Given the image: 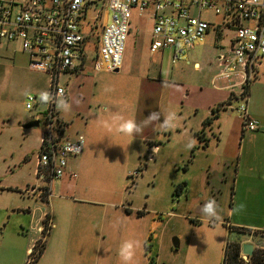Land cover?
Returning <instances> with one entry per match:
<instances>
[{"label": "rangeland", "instance_id": "1", "mask_svg": "<svg viewBox=\"0 0 264 264\" xmlns=\"http://www.w3.org/2000/svg\"><path fill=\"white\" fill-rule=\"evenodd\" d=\"M94 1L96 5L88 9L84 20L91 27L99 14L110 21V14L103 12V0ZM170 11L166 13L170 14ZM194 14L198 15V11ZM200 16L213 24L211 30L204 42L197 43L175 63L168 53L150 56L144 50L152 32V16L150 11L140 15L133 10L122 69L97 72L93 61L89 60L81 72L66 73L60 78V85L66 86L69 92L68 104L71 107L69 111L63 110L69 122L68 132L70 135L75 132L82 134L85 143H90V168L84 176L87 182L83 188L87 190L84 197L99 202L93 203L94 207L84 203L80 211L83 218L87 217L84 226L89 227L92 223L96 228V250L92 254L95 260L91 264H121L119 248L129 240L140 243L133 264H151V260L153 264H224L226 247V255L232 256V251L240 248V256L245 257L242 253L244 244L255 247L253 256L247 258L251 262L245 261L244 264H256L264 253V232L250 238L248 233L234 230L226 224L229 219L224 220L222 216L229 197L228 187L223 184L225 176L213 170L211 174L208 172L209 166L216 170L218 154L231 152L235 155L240 142L233 138L226 150L222 145L225 142L223 136L211 134L210 143L206 146L208 142L198 138L190 129V118L200 120L205 108L210 105L219 107L218 101L227 95L215 89L224 83L212 82V78L216 73L217 57L228 46L233 34L229 27L224 26L225 30L217 27L223 21L221 16L209 10H202ZM91 27L85 31L91 33L90 46L93 49L100 28ZM134 58L143 64L136 68ZM196 62L199 69L194 68ZM159 66L162 67L161 73L158 72ZM260 74L261 70L250 84ZM144 83L145 104L159 107L161 116L159 121L145 124V139H141L140 135L129 136L117 131V124L109 119V115L120 112L125 119H133ZM47 89V75L29 67L28 57L19 42H1L0 182L4 185L19 183V172H26L29 158H35L37 154L42 127H23L34 116L26 109L25 102L29 95L40 96ZM153 91H158L160 96L152 94ZM240 103V100L232 101L234 113H225L232 126L234 122L237 126L241 124L236 110ZM255 105L257 103L252 99L250 106ZM104 106L106 110H103ZM169 112L176 113L175 127L165 129L161 123ZM179 130L183 131L184 137L194 134L192 146L196 147L195 150L179 137ZM238 131L241 132V126ZM155 148L158 151L154 153ZM183 183H187L188 188L180 193L177 187ZM210 186H214L215 191L220 189L216 193L219 201L213 199L219 216L215 220L207 219L201 211L208 201ZM200 195L204 198L200 199ZM2 200L0 197L1 203ZM127 208L134 210L129 213ZM135 209L145 210L146 217L141 219ZM93 217L95 222L90 219ZM221 221L225 222L222 224ZM44 224L47 225L48 221ZM49 232L33 264H45L46 260H41V255ZM175 239L179 240L177 251L173 247ZM144 241L150 249L144 247ZM35 242L39 243L40 237ZM85 246L88 247L87 244ZM69 258L76 262L84 260V264L89 261V256L82 253L71 254Z\"/></svg>", "mask_w": 264, "mask_h": 264}, {"label": "built area", "instance_id": "2", "mask_svg": "<svg viewBox=\"0 0 264 264\" xmlns=\"http://www.w3.org/2000/svg\"><path fill=\"white\" fill-rule=\"evenodd\" d=\"M96 3L94 0H0V43L19 42L29 67L47 75V92L52 95L48 103L41 101V95L26 98V109L34 113L32 121L38 122L42 129L35 156L36 184L27 186L23 192L38 190L40 197L46 198L54 180L66 175L77 179V172L70 171L69 164L82 154L85 138L78 133L71 136L69 124L61 116L58 102L67 101L68 95L66 86L60 85V78L66 73L81 72L89 60L97 72L120 70L133 10L140 15L147 11L153 14L150 52L170 50L173 63L197 43L204 42L212 24L201 18L202 10L221 16L222 25L232 29L233 37L229 47L218 56L221 69L217 78L229 79L233 75L238 78L242 91L228 103L241 101L236 110L244 133L259 130V121L250 115L244 87L264 60V0H103V12L110 14V21L99 14L91 27L84 20L88 9ZM89 27L100 28L93 49L91 33L85 31ZM48 228L50 224L39 228L40 242L32 244L24 264H33L40 255ZM240 258L251 262L247 261L248 257Z\"/></svg>", "mask_w": 264, "mask_h": 264}, {"label": "crops", "instance_id": "3", "mask_svg": "<svg viewBox=\"0 0 264 264\" xmlns=\"http://www.w3.org/2000/svg\"><path fill=\"white\" fill-rule=\"evenodd\" d=\"M150 14L153 23V14L151 12ZM222 23L223 21L217 27L225 30ZM212 26L213 24L211 28ZM232 37L223 52L229 47ZM150 40L151 36L144 44V50L150 56L168 53L171 58L170 50L158 51L152 54L149 49ZM141 62L138 58L133 59V64H136V68L138 65L141 66L143 64ZM124 63L123 56V65ZM215 64L216 73L212 78V82L222 81L224 84L221 87L215 86V89L227 93L223 99L218 101V106H220V103L230 102L229 99L240 94L242 89L238 85V78L234 75L229 79L217 78L221 69L218 57ZM199 67V63L196 62L194 68L199 69ZM142 68L145 70V66ZM260 70L261 74L256 77L253 83L249 84L247 90L248 109L250 115L259 121V130L244 133L241 124L237 126L234 122L232 126L230 121L227 122L225 113L228 115L234 113V107L230 103H225L221 107L210 105L202 112L200 120H197V117H193L189 121L191 131L194 134L196 133L198 138L207 141L206 146L210 143L211 138L209 135L211 134L213 136L219 134L221 138L223 136L225 142L222 145L225 146L226 150L227 145L232 144L233 138H236V142H240L239 150L235 155L231 152L229 154L223 153V155L218 154L216 170L209 166L208 172L211 174L213 170L225 176L223 184L228 187L229 197L226 201L227 207L222 212V216L224 220L225 218L229 219L226 224H229L230 228L234 230L248 233L250 238L254 234L264 232V60L259 64L257 73ZM161 71L162 67L159 66L158 72L161 73ZM143 86L144 88L139 91L138 103L134 108L133 116V119L143 129L142 132L133 134V136L140 135L141 139H145V117L147 118L152 112H159V107L154 108L153 105L145 104V83ZM152 94L160 96L158 91H153ZM67 95L68 99L65 102L69 103L68 90ZM252 99L257 105L250 106ZM103 110H106L105 106ZM60 111L62 118L68 122L64 117L63 110L60 109ZM184 123L186 126V121ZM240 126L241 132L239 133ZM175 129H179V127ZM177 133L182 140L193 144V133L187 134L185 137L182 134V130ZM72 134L71 136H75L77 132L74 135ZM89 144V142L85 143L82 154L70 161V171L77 172V179H72L69 175H66L61 179L54 180L51 184L50 195L46 198H41L38 190L35 193L23 192L27 186L36 184V161L34 157L33 159L29 158L27 171L19 172L21 177L19 183L16 185H4L0 182V197L3 199L2 203L0 202V256H2L0 264H24L29 249L39 237V228L45 223L46 217H48L46 221L51 225V228L46 240V247L41 255L42 259L40 258L41 260H46L45 264H84V260L76 262L71 261L69 258L71 254L80 253L89 256L88 264L95 260L92 254L96 250V228L92 223L89 227L84 226V220L87 217L83 218L80 211L81 205L84 203L94 207L93 203L99 202L93 198L84 197L87 194V190H83L87 185L84 176L88 174L90 168H88ZM195 148V146H192V150H195ZM177 188L182 193L188 186L187 183H183L178 184ZM209 188L210 193L206 199L215 198L216 201H219V196L216 193H219L220 189L215 191L214 186ZM199 198L202 199L204 197L200 195ZM133 210L131 208L126 209L129 213ZM135 211H137L141 219L146 217L144 215L145 210L139 211V209H135ZM90 219L95 222L94 217ZM223 222L225 221H221L222 224ZM144 247L150 249V245L145 241ZM151 261V264H153V260Z\"/></svg>", "mask_w": 264, "mask_h": 264}, {"label": "clouds", "instance_id": "4", "mask_svg": "<svg viewBox=\"0 0 264 264\" xmlns=\"http://www.w3.org/2000/svg\"><path fill=\"white\" fill-rule=\"evenodd\" d=\"M40 99L44 103H48L52 100V95L49 92H42ZM59 107L64 111L70 110V105L65 102L61 101ZM161 113L159 112H152L148 117L147 120L144 122L147 124L148 122L152 121H159ZM109 119L117 124V131L124 133L125 135L132 136L133 134L142 132L141 125H138L135 119H125V117L120 112L110 113ZM176 113L169 112L163 119L161 123V127L167 129L171 127H175ZM188 147H192V143L188 145ZM158 151V149H154V153ZM217 204L216 201L213 199H209L203 206H202V213L204 216L209 220L219 219L218 212H217ZM140 247L139 241H124L120 248H119V257L121 260V264H133L134 257L136 255L137 249Z\"/></svg>", "mask_w": 264, "mask_h": 264}, {"label": "trees", "instance_id": "5", "mask_svg": "<svg viewBox=\"0 0 264 264\" xmlns=\"http://www.w3.org/2000/svg\"><path fill=\"white\" fill-rule=\"evenodd\" d=\"M250 84V83H249ZM248 84V85H249ZM246 86V87H244V90L247 92V90H248V87L249 86ZM228 103V102H227ZM224 105V104H223ZM223 105H221V106H223ZM221 106H219V107H221ZM208 122V121H207ZM206 122V123H207ZM176 191H177V189H176ZM176 191H175V193H176ZM48 219V217H46V219H45V221ZM239 231V230H238ZM245 233V232H244ZM227 247H226V249H225V252H224V260H225V262H224V264H239V263H242V264H244L245 263V261H243L241 258H240V248H236V250H235V252H233L232 251V253H234V254H232V256L231 255H226L227 253H226V251H227ZM228 259V260H227ZM223 264V263H222ZM256 264H264V253H261V256H260V258H259V261H257V263Z\"/></svg>", "mask_w": 264, "mask_h": 264}, {"label": "water", "instance_id": "6", "mask_svg": "<svg viewBox=\"0 0 264 264\" xmlns=\"http://www.w3.org/2000/svg\"><path fill=\"white\" fill-rule=\"evenodd\" d=\"M119 70H115V72H118ZM39 124L36 121H31L28 124L24 125V128H31V127H38ZM173 247L175 249V251H177V249L179 248V240L175 239L173 241ZM254 252V246L252 244H244L242 246V253L243 255H245V257H249L252 256Z\"/></svg>", "mask_w": 264, "mask_h": 264}, {"label": "flooded vegetation", "instance_id": "7", "mask_svg": "<svg viewBox=\"0 0 264 264\" xmlns=\"http://www.w3.org/2000/svg\"><path fill=\"white\" fill-rule=\"evenodd\" d=\"M254 246V245H253ZM254 249H255V247H254ZM254 253V252H253Z\"/></svg>", "mask_w": 264, "mask_h": 264}]
</instances>
